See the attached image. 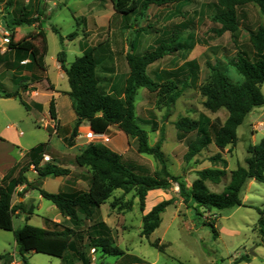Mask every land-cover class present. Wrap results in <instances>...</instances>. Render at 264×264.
Here are the masks:
<instances>
[{
	"label": "rangeland",
	"instance_id": "obj_1",
	"mask_svg": "<svg viewBox=\"0 0 264 264\" xmlns=\"http://www.w3.org/2000/svg\"><path fill=\"white\" fill-rule=\"evenodd\" d=\"M14 1L18 2L19 6L23 2ZM213 1L190 0L181 9L180 15H175L171 20L173 24L187 25L182 37H193L196 43L193 49L187 54L166 55L147 68L148 75L154 78L155 73L180 70L186 62H192L197 66L194 82L189 81V85L182 89L177 99L168 106L158 103L156 95L143 88L136 91V124L144 133L147 145L162 154L166 172L175 179L169 180L166 189L148 191L143 210L139 207L135 190H113L101 205L100 220L110 229L112 243L123 252V256L104 255L100 250L88 246L86 231L93 223L84 221L79 216V224L75 226L69 219L57 215L58 211L54 205L39 196L38 189L49 193L61 191L59 183L52 175L42 181L38 177L34 180L36 177L32 172L25 173L32 186L22 185L14 190L12 205L16 206V211L12 218L13 230L21 228L24 224L53 230L65 227L74 229L76 236L80 237L77 246L83 255L82 258L74 259V264H124L130 256L139 258L142 264H233L243 256L249 257V260L237 264H264V242L258 233V221L264 216V184L248 179L240 190L241 206L223 210L198 208L189 195L199 171L225 170V176L221 177L218 183L205 181L207 189L218 194L229 183L231 171L246 167L245 160L250 155V148L258 145L264 138V105L252 109L247 114L236 130L234 144L226 146L223 150L209 144L190 158L186 157L187 143L193 136L179 139L174 126L180 118L198 120L200 115L209 118L211 124L216 127L225 121V109L220 108L212 112L204 107L205 98L199 89L208 82V66L217 67L232 82H239L241 77L232 63L238 51L249 46L246 29H255L257 26L264 28V15L259 12L258 7L245 4L237 8L241 17L237 39L232 40L228 32L216 34L221 26L214 21V12L207 5ZM34 2V7H27L26 12L35 11L33 13L36 14L37 11L39 14L32 18L33 24L20 26L18 34L14 29V40L20 43L29 41L41 51L43 45L39 34L45 33L48 52L44 62L48 65L51 80L56 79L53 71L54 61L59 63L58 59H61L72 62L79 51V43L83 49L95 48L98 60L96 72L101 84L107 92L119 97L123 96L124 81L129 72L126 54L143 53L154 46V40L159 37L162 26L169 25V22H165L166 17L174 11L173 5L162 8L150 6L136 20L131 19L129 23H125L114 11L109 0ZM5 6L6 0H0V45L2 38H10L11 32L8 31L7 25L16 14L14 7L6 9ZM6 11L10 13V18H7ZM148 25L151 26L150 29L147 28ZM71 33L76 36L72 40L66 39ZM6 47L3 46L2 49L5 50ZM45 77L46 74L37 66L27 67L20 63L14 72L0 66V90L8 93L18 92L23 103L32 107V100L37 97V87L33 85ZM182 77L178 75L179 79ZM63 84L65 86L67 82ZM42 89H51L48 81L38 88L39 93ZM261 92L264 96V85ZM39 99L44 106L50 101L47 102L44 97ZM69 102V98L61 97L58 100L60 119L63 125L69 128L57 129L49 136V131L44 128L45 115L34 116L26 112L16 98H0V134L11 135L6 142L0 141V172L11 160L19 159L16 147L11 145L12 141L15 140L23 152L38 144L47 143L45 155L49 157L48 163L69 170V175L63 178L61 189L88 190L92 173L88 168L76 165L75 157L88 144L93 143L87 136L91 126L88 121H82L72 145H68L66 140L74 124V121L71 124L73 112ZM105 138L109 142L103 140L101 144L121 155L122 161L134 168L135 172L153 175L160 171L162 165L158 160L153 155L140 153L137 138L127 136L118 126H111ZM216 154L226 161L225 168L221 162L211 161ZM25 164L26 161L21 160L20 166ZM30 170L33 171L31 168ZM180 184L184 187L183 194ZM163 201H169V204L159 215L158 228L148 238L143 237L142 217ZM211 225L215 227L216 236L211 230ZM154 245H164V251H159ZM250 252L254 255H250ZM5 254L12 256L11 264H22L13 232L0 230V256ZM25 258L28 264H63L57 257L40 253H26ZM3 262L1 259L0 264Z\"/></svg>",
	"mask_w": 264,
	"mask_h": 264
},
{
	"label": "trees",
	"instance_id": "obj_2",
	"mask_svg": "<svg viewBox=\"0 0 264 264\" xmlns=\"http://www.w3.org/2000/svg\"><path fill=\"white\" fill-rule=\"evenodd\" d=\"M114 11L120 15L125 23L131 19L136 20L150 6L162 8L168 5L174 6V11L166 17L165 22L169 25L162 26L159 37L154 40V46L143 53H128L125 56L129 69L124 81L122 97L107 92L101 84L96 69L98 60L95 48L83 49L80 56L64 66L65 61L58 59L61 68L67 79L69 90L66 92L70 100L71 108L75 115L74 124L70 135L67 138L68 145H72L73 139L77 136V129L82 121H88L91 130L96 134L105 135L113 125L119 127L129 137L138 140V151L140 153L153 155L162 165L160 171L153 175H143L134 171L122 161V156L113 152L101 143L88 144L76 157L75 163L79 167H86L91 171L90 185L87 191L69 188L59 193H49L38 189L39 196L51 202L61 216L77 226L79 216L84 221L93 223L86 231L88 246L100 250L104 255L123 256V252L113 245L110 229L100 220V207L110 197L113 190L120 189L125 192L135 190L139 207L144 208L146 193L154 189H166L169 180L175 179L170 176L164 167L162 154L151 148L146 143V137L138 127L134 115V100L136 91L140 88L156 95L157 102L168 106L179 96L182 89L189 85V81L196 79L197 66L195 63L186 62L179 70L162 71L155 73L154 78L147 73V68L157 60L173 53H189L196 45L191 35L182 37L187 29L185 24H173L171 22L175 15H180L181 9L190 0H109ZM14 0H6V9L14 7ZM18 17L12 16V22L7 25L11 32L9 43L5 51L0 54V66L5 70L15 71L21 61L27 59V67L37 66L45 71L44 57L47 53L45 36L40 32L42 50L39 51L34 45L26 41L20 43L14 40L17 27L33 24L34 20L28 17L26 9ZM245 4H253L258 7L259 12L264 15V0H214L207 5L214 12V21L221 28L216 34L222 35L228 32L232 40L237 39L240 19L237 8ZM151 28L150 25L147 26ZM154 29V28H153ZM249 46L247 49L238 51L233 60V67L240 75L239 82H232L223 72L215 66H208L210 71L208 82L200 87V93L205 98L204 107L215 112L223 108L227 112V118L218 127L211 124L209 118L200 115L198 120L188 118L178 119L174 126L179 139L188 141L186 157L190 158L213 144L217 149L223 150L226 146L236 142V130L243 123L247 114L254 108L264 105V96L261 87L264 85V28L257 26L255 29L247 28ZM157 34L158 32L154 30ZM75 33L69 34L66 39L72 40ZM39 60V62H38ZM187 74L185 75L186 72ZM182 75L181 79L178 75ZM3 98L19 99L20 104L27 109V106L19 97V93H8L0 90ZM40 109V106L37 105ZM48 113L52 121V127H47L49 136L58 129L55 101L50 99ZM0 140H2L0 138ZM46 144H38L28 150L23 161L11 167L0 181V230L12 231L21 257L22 264H28L26 253H40L61 259L63 264H74V259L82 258L83 255L77 246L76 232L72 228L53 230L24 224L21 228L13 230L12 218L16 206L12 205V197L16 187H31L25 173L31 168L39 179L52 175L64 177L69 175V170L61 168L56 164H41L46 154ZM249 157L245 160L246 167H238L230 172L229 183L221 193L210 192L205 181L218 183L220 178L225 176V170L204 169L197 173V179L192 183L189 192L192 202L198 208L206 210H223L232 207H240V190L248 179L264 184V138L258 145L250 148ZM211 161H219L226 167V161L216 154ZM34 189V188H33ZM183 194L184 187L180 184ZM169 201H163L154 206L142 217L141 235L148 238L160 223L159 215L163 212ZM211 230L216 236V230L211 225ZM258 233L264 242V216L258 221ZM75 238V239H74ZM159 251H164L165 246H157ZM2 264H11L13 258L9 254L0 256ZM249 257L243 256L233 262L237 264L248 261ZM142 260L130 256L124 264H142Z\"/></svg>",
	"mask_w": 264,
	"mask_h": 264
},
{
	"label": "crops",
	"instance_id": "obj_3",
	"mask_svg": "<svg viewBox=\"0 0 264 264\" xmlns=\"http://www.w3.org/2000/svg\"><path fill=\"white\" fill-rule=\"evenodd\" d=\"M28 1L29 0H23V2H21V4H20L21 6L18 5V2H14V10L16 12L15 17H18L20 15V13H24L23 12V9H24L23 6L26 7L27 4H28ZM33 3H35L34 0H30L29 6H33L34 7ZM33 12H35V11H30L29 13L27 12L28 17L34 18V17H36V14H39V12H37V11H36V14H34ZM16 32H17V34L20 32V27L16 28ZM43 34L45 36V33H43ZM45 40H46V37H45ZM65 43H66V41H64L63 46L66 45ZM47 48H48V46H47ZM78 48H79L78 49L79 51H78V53L76 54L75 57L80 56L81 53H82V51H83L82 44L79 43ZM47 52H48V49H47ZM21 63H23L25 65V64L28 63V60L25 59V60L21 61ZM70 63L71 62L65 61V66L68 67L70 65ZM44 64H45V62H44ZM47 67H48V65L45 64V68L46 69H45V71H42L43 73L46 74L45 79L42 80V81H37L33 85L34 87H37V91H36L37 97L32 100V104H31L32 107H30L29 104H27L28 105L27 109L26 108H24V109H25L26 112L31 113L34 116H37V115H45L46 117L44 118V120H45L44 128L47 129V127H52V121L50 120L49 113H48V105H49V103L46 106H44V104L41 103L39 97L46 98L47 102H48V100H50L51 98H53L54 101H55V109H56L57 121H58V126H59L58 129L59 130H63V129L65 130V129L69 128V127L64 126L63 123H62V120L60 119L59 111H58V100L61 97L68 99V97L66 96V92L69 90L68 83L65 86L63 84V83H65V81L67 82V79H66V76H65L64 72L62 71V69L60 67V64L58 62H56V61L53 62V71H54L55 77H56L55 80H51L50 79L49 74H48V68ZM12 72H14V71H12ZM46 81L49 82V85L51 86V89H42L41 93H39L38 88L40 89L42 87L43 83H46ZM0 98H3L1 92H0ZM13 99L14 98H8V100H13ZM37 105L40 106V109L37 108ZM69 105H70L71 111L73 112V110L71 108L70 102H69ZM46 108H47V112H45ZM37 111H38V113H37ZM74 119H75V115H74V112H73V114L71 116V124L73 123ZM36 122H37V119H36ZM10 136L11 135H4L3 133L0 134V138L2 139L0 141L1 142H6L7 139H10L11 138ZM17 144L18 143L15 140L12 141V143H11V145L13 147H16L17 154H18L19 159L18 160H14L13 159L5 167H2L1 172H0V181L4 177V175L6 174V172L11 167H13L14 165H16L17 163H19L22 160V158L24 157L25 153L27 152V150H25L23 152V150L20 149V147ZM41 164H42V162H41ZM58 166H60V165H58ZM28 172H32L33 174H35V177L36 178L34 180L37 179V174L34 171H31L29 169ZM45 178H43L42 181L45 180ZM63 178L64 177H55V181L57 183H59V190H61V191L66 190L64 188L61 189L62 188V185H63V181H64ZM57 213H58L57 215H60L59 212H57Z\"/></svg>",
	"mask_w": 264,
	"mask_h": 264
},
{
	"label": "built area",
	"instance_id": "obj_4",
	"mask_svg": "<svg viewBox=\"0 0 264 264\" xmlns=\"http://www.w3.org/2000/svg\"><path fill=\"white\" fill-rule=\"evenodd\" d=\"M9 43V38L5 37L1 39V45H0V54H2L5 50L2 49L3 46H7ZM90 139L91 142L93 143H103L104 142H109L107 138H105V135L102 134H96L92 130L88 133L87 135ZM49 162V157L44 155L43 156V162L42 163H48Z\"/></svg>",
	"mask_w": 264,
	"mask_h": 264
},
{
	"label": "water",
	"instance_id": "obj_5",
	"mask_svg": "<svg viewBox=\"0 0 264 264\" xmlns=\"http://www.w3.org/2000/svg\"><path fill=\"white\" fill-rule=\"evenodd\" d=\"M5 14L7 15V18H10V13L8 11L5 12ZM11 21H8V24H10ZM250 255H254L252 252L249 253Z\"/></svg>",
	"mask_w": 264,
	"mask_h": 264
}]
</instances>
